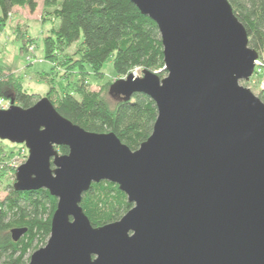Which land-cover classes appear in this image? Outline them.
<instances>
[{
	"label": "water",
	"instance_id": "95a60500",
	"mask_svg": "<svg viewBox=\"0 0 264 264\" xmlns=\"http://www.w3.org/2000/svg\"><path fill=\"white\" fill-rule=\"evenodd\" d=\"M131 2L159 27L168 73L143 69L110 86L114 100L157 105L138 150L75 125L48 97L0 109V140L29 152L13 188L58 199L29 264H264V102L241 86L260 55L228 0ZM103 181L134 207L93 227L82 195ZM11 232L17 242L27 230Z\"/></svg>",
	"mask_w": 264,
	"mask_h": 264
},
{
	"label": "trees",
	"instance_id": "16d2710c",
	"mask_svg": "<svg viewBox=\"0 0 264 264\" xmlns=\"http://www.w3.org/2000/svg\"><path fill=\"white\" fill-rule=\"evenodd\" d=\"M228 1L246 28L250 47L258 52L262 61L264 0ZM17 7L34 14L39 4L37 0H0V33ZM43 8L50 23H54L43 40L45 60L55 67L59 54L77 43H81L80 66L95 73H100L110 58L119 79L137 69L156 72L165 67L159 27L131 0H44ZM16 32L23 50L33 43L34 38L26 39L21 34L20 26ZM110 86L96 92L80 84L75 94L66 92L61 97L58 87H52L47 97L59 113L75 125L89 132H113L123 144L133 151L138 150L153 133L158 118L157 105L145 95L133 96L128 101L114 100L109 95ZM38 97L23 87V81L15 76L7 78L0 70V98L28 109L39 101ZM258 97L264 102V90ZM59 151L64 155L69 153L66 147H59ZM5 188L8 194L4 199H1L0 188V264H29V253L47 245L50 239L51 219L58 199L45 189L19 192L11 185ZM82 196L81 207L93 227L116 223L134 207L127 194L108 181L93 183ZM16 228L27 230L17 242L11 232Z\"/></svg>",
	"mask_w": 264,
	"mask_h": 264
},
{
	"label": "rangeland",
	"instance_id": "374dc122",
	"mask_svg": "<svg viewBox=\"0 0 264 264\" xmlns=\"http://www.w3.org/2000/svg\"><path fill=\"white\" fill-rule=\"evenodd\" d=\"M43 1L37 0L39 7L34 14H31L28 9L17 7L10 14L6 26L3 27L0 33V70L3 71L5 77L15 76L20 82L23 81V87L29 93L39 96V101L48 96L52 87H58L60 90L58 92L59 97L66 92L75 94L80 84H85L89 89L96 92L104 87L109 88L110 84L119 79L114 71L113 59L108 60L100 72L101 74L95 73L88 67H81L79 62L81 43L61 52L57 64H55L56 67L45 60L43 40L50 33V29L54 27V23H50L49 16L43 8ZM18 26H20V32L26 39L34 38L33 43L25 47L24 50L22 49V40L17 38ZM81 40L84 41L83 36ZM261 63L264 66V57ZM135 72L142 76V71L137 69ZM156 72L161 79L168 76L165 70ZM261 74L254 75L249 82L241 83V86L251 89L253 94L258 96L264 90V73ZM54 97L56 98V95ZM11 105L12 103L7 104L5 109L11 108ZM0 109L4 108L0 107ZM60 153L62 154V152ZM28 158L29 152L25 145L0 140L1 199H4L8 194L5 187L7 185L14 186L16 171ZM45 246L41 245L39 249ZM34 252L29 253L30 258Z\"/></svg>",
	"mask_w": 264,
	"mask_h": 264
},
{
	"label": "built area",
	"instance_id": "2783aa9c",
	"mask_svg": "<svg viewBox=\"0 0 264 264\" xmlns=\"http://www.w3.org/2000/svg\"><path fill=\"white\" fill-rule=\"evenodd\" d=\"M255 66H256V68H255V73H254V75H257V74H261V69H262V67H263V65H262V63H261V61H260V59H258L256 62H255ZM256 71H258V72H260V73H257ZM257 73V74H256ZM254 77V76H253ZM7 104H10V102L9 101H7V100H5V99H2V98H0V107L2 108H7Z\"/></svg>",
	"mask_w": 264,
	"mask_h": 264
}]
</instances>
